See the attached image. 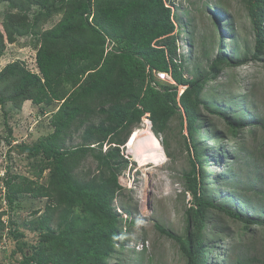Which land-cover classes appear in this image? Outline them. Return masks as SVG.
<instances>
[{"label":"trees","instance_id":"1","mask_svg":"<svg viewBox=\"0 0 264 264\" xmlns=\"http://www.w3.org/2000/svg\"><path fill=\"white\" fill-rule=\"evenodd\" d=\"M4 3L8 11L0 27V58L8 44L32 34L37 38L38 73L25 62L6 65L0 71V106L22 108L27 101L58 105L48 133L14 148L30 161L32 177L8 172L3 178L9 206L25 195L47 200L44 212L27 225L38 236L36 243L26 240L16 222L10 220L7 226L1 220L6 212L0 215V239L6 236L16 245L13 264H111L127 241L128 219L114 207L123 191L120 175L129 166L124 146L146 115L159 137L176 117L181 132L187 133L183 138L191 153V171L185 195L191 200L185 211V233L176 235L156 226L178 244L186 264H207L211 211L239 222L245 233L264 225L217 205L207 195L204 154L198 145L201 111L210 109L203 101L207 85L224 68L243 62L235 64L220 52L204 75L186 79L178 63L173 0H0V5ZM245 3L255 34L252 59L260 61L264 0ZM57 15L62 18L54 27L41 29ZM154 71L170 72L177 86L158 82ZM178 86H186L180 97ZM209 111L226 120L232 135L243 129L219 107ZM75 133L82 142L69 146ZM89 157L96 161L97 171L81 180L76 171Z\"/></svg>","mask_w":264,"mask_h":264},{"label":"rangeland","instance_id":"2","mask_svg":"<svg viewBox=\"0 0 264 264\" xmlns=\"http://www.w3.org/2000/svg\"><path fill=\"white\" fill-rule=\"evenodd\" d=\"M7 5H0V27ZM172 7L178 63L186 79L204 75L220 52L235 64L243 62L241 66L224 68L207 85L203 96L205 106L219 107V112L234 124L242 123L243 129L232 135L225 119L203 108L198 145L204 154L207 195L217 205L224 204L252 220L264 221V58L252 59L255 34L245 0H173ZM61 18L62 15L54 16L41 29L54 27ZM36 42L37 38L30 34L8 44L0 58V71L9 63L21 61L38 73ZM57 108V104L36 106L31 101L22 108L0 106V215L6 212L1 220L7 226L10 220L16 222L32 243L38 236L27 225L44 212L47 200L25 195L9 206L3 178L8 172L11 176L32 177L30 161L14 148L48 133L51 114ZM185 134L180 130L179 117L171 121L169 131L161 137L153 133L145 117L132 131L124 146L129 166L119 178L123 191L114 202L117 212L128 219L124 229L127 241L111 264H186L178 244L156 227L176 235L185 233V211L191 200L185 195L186 177L191 171ZM81 142L75 133L68 145ZM96 167V161L89 157L76 175L86 180L96 173ZM37 211L40 213L35 215ZM133 222L136 224L129 225ZM207 234L211 249L207 264H264V225L251 227L245 233L239 222L211 211ZM15 246L6 236L0 239V264H13Z\"/></svg>","mask_w":264,"mask_h":264},{"label":"built area","instance_id":"3","mask_svg":"<svg viewBox=\"0 0 264 264\" xmlns=\"http://www.w3.org/2000/svg\"><path fill=\"white\" fill-rule=\"evenodd\" d=\"M155 78L158 82L169 84L173 86H177V83L174 81L170 72L167 71H154ZM179 89V97L183 94L186 86H178ZM148 126L152 127L151 122L147 121Z\"/></svg>","mask_w":264,"mask_h":264},{"label":"water","instance_id":"4","mask_svg":"<svg viewBox=\"0 0 264 264\" xmlns=\"http://www.w3.org/2000/svg\"><path fill=\"white\" fill-rule=\"evenodd\" d=\"M145 120L150 121V116L149 115L145 116Z\"/></svg>","mask_w":264,"mask_h":264},{"label":"clouds","instance_id":"5","mask_svg":"<svg viewBox=\"0 0 264 264\" xmlns=\"http://www.w3.org/2000/svg\"><path fill=\"white\" fill-rule=\"evenodd\" d=\"M147 116V115H146ZM148 121V120H147ZM149 122H151V121H149ZM151 125H152V123H151ZM151 129H152V127H151Z\"/></svg>","mask_w":264,"mask_h":264},{"label":"bare ground","instance_id":"6","mask_svg":"<svg viewBox=\"0 0 264 264\" xmlns=\"http://www.w3.org/2000/svg\"><path fill=\"white\" fill-rule=\"evenodd\" d=\"M150 148H152V147H150ZM152 150H154L153 148H152ZM155 151V150H154ZM154 156V155H153Z\"/></svg>","mask_w":264,"mask_h":264}]
</instances>
